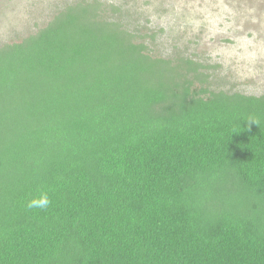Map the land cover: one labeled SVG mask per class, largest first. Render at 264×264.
I'll return each mask as SVG.
<instances>
[{
  "label": "trees",
  "instance_id": "16d2710c",
  "mask_svg": "<svg viewBox=\"0 0 264 264\" xmlns=\"http://www.w3.org/2000/svg\"><path fill=\"white\" fill-rule=\"evenodd\" d=\"M102 11L0 46V264H264V95Z\"/></svg>",
  "mask_w": 264,
  "mask_h": 264
},
{
  "label": "rangeland",
  "instance_id": "374dc122",
  "mask_svg": "<svg viewBox=\"0 0 264 264\" xmlns=\"http://www.w3.org/2000/svg\"><path fill=\"white\" fill-rule=\"evenodd\" d=\"M92 1L0 0V46L36 34L69 5ZM99 1L103 16L150 55L204 65L209 90L264 95V0Z\"/></svg>",
  "mask_w": 264,
  "mask_h": 264
},
{
  "label": "clouds",
  "instance_id": "9594fccd",
  "mask_svg": "<svg viewBox=\"0 0 264 264\" xmlns=\"http://www.w3.org/2000/svg\"><path fill=\"white\" fill-rule=\"evenodd\" d=\"M245 121H251V122L257 124V121L254 120V119H251V118H249V119H247V120H245ZM257 125H258V124H257ZM240 128H241V127H240ZM240 128L234 130L233 132H235V131H239ZM49 203H50V201H49V198H48L47 194H46V193H41L39 197H33V198L29 201V203H28V207H29V208H46V207L49 205Z\"/></svg>",
  "mask_w": 264,
  "mask_h": 264
}]
</instances>
